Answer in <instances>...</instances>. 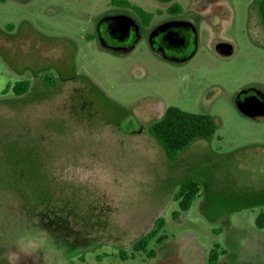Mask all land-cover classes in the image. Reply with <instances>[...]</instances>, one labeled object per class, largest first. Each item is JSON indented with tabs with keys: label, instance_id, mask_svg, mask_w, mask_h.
<instances>
[{
	"label": "rangeland",
	"instance_id": "obj_1",
	"mask_svg": "<svg viewBox=\"0 0 264 264\" xmlns=\"http://www.w3.org/2000/svg\"><path fill=\"white\" fill-rule=\"evenodd\" d=\"M110 1L0 0V264H78L81 254L83 264H207L214 245L224 264H264V206L252 205L264 195V118L237 107L242 90L264 97V45L246 32L251 1L213 8L231 56L197 45L181 66L145 45L115 54L88 43ZM57 62L77 78L56 79ZM167 107L212 116L214 136L168 160L147 132ZM190 179L200 194L180 212L173 196ZM159 217L166 245L150 244L154 259L131 257Z\"/></svg>",
	"mask_w": 264,
	"mask_h": 264
},
{
	"label": "flooded vegetation",
	"instance_id": "obj_2",
	"mask_svg": "<svg viewBox=\"0 0 264 264\" xmlns=\"http://www.w3.org/2000/svg\"><path fill=\"white\" fill-rule=\"evenodd\" d=\"M121 1L111 0V9L95 19L88 43L94 42L101 49L115 54H127L135 47L145 45L158 61L172 66L185 65L193 60L197 45H215L217 53V45H233L221 36L217 23L223 20V16L213 9L222 0H149V5H131L129 8L122 6ZM250 1L246 11V32L253 42L264 45V24L260 15L262 0ZM123 45L130 46V50L123 52L120 49ZM53 67L56 79L69 81L77 78L63 74V65L58 62ZM39 80L44 84L41 78ZM246 90L253 98L255 91ZM259 119L262 118L256 120ZM262 195L252 204H262Z\"/></svg>",
	"mask_w": 264,
	"mask_h": 264
},
{
	"label": "trees",
	"instance_id": "obj_3",
	"mask_svg": "<svg viewBox=\"0 0 264 264\" xmlns=\"http://www.w3.org/2000/svg\"><path fill=\"white\" fill-rule=\"evenodd\" d=\"M260 15L264 24V0L260 3ZM13 89L16 91L17 95H23L28 90V83L20 82L16 84ZM147 132L149 136L163 148L168 160L173 161L193 142L212 138L216 132V120L208 114H194L183 111L177 107H167L162 116L147 127ZM199 194L200 184L190 179L178 186L173 200L178 203L180 212H186L191 208L196 198L199 197ZM177 216V212L172 214L174 219H176ZM4 217L6 218L5 214H3V218ZM163 227L164 219L162 217L157 218L153 227L131 245L133 252L131 257H134L135 253H142L145 254L148 259H154L156 257L155 251L150 248V244L154 242L159 246H163L166 245L168 240V237L162 233ZM255 227L259 231L263 230V212H260L255 219ZM219 250L218 245H214L211 248L208 254L207 264H224V260H220V257H226L228 253L225 250ZM120 255L123 260L126 259L123 253H120ZM78 262V264L85 263L83 254L78 256Z\"/></svg>",
	"mask_w": 264,
	"mask_h": 264
},
{
	"label": "water",
	"instance_id": "obj_4",
	"mask_svg": "<svg viewBox=\"0 0 264 264\" xmlns=\"http://www.w3.org/2000/svg\"><path fill=\"white\" fill-rule=\"evenodd\" d=\"M123 52L130 50V46L123 45V48H120ZM119 49V50H120ZM216 50L221 56L227 57L232 54V47L230 45H217ZM253 91V90H252ZM249 94V90H242L237 96V107L239 111L247 118L258 119L264 118V97L258 91L255 92L254 97ZM248 99H252L249 102Z\"/></svg>",
	"mask_w": 264,
	"mask_h": 264
},
{
	"label": "crops",
	"instance_id": "obj_5",
	"mask_svg": "<svg viewBox=\"0 0 264 264\" xmlns=\"http://www.w3.org/2000/svg\"><path fill=\"white\" fill-rule=\"evenodd\" d=\"M261 197L263 198V203H262V204H260V205L252 204V205H253V206H257V207H258V206H264V195H262ZM263 213H264V212H263Z\"/></svg>",
	"mask_w": 264,
	"mask_h": 264
}]
</instances>
